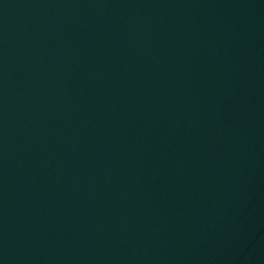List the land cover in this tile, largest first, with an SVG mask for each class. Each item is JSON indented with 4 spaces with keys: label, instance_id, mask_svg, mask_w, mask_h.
<instances>
[{
    "label": "water",
    "instance_id": "1",
    "mask_svg": "<svg viewBox=\"0 0 264 264\" xmlns=\"http://www.w3.org/2000/svg\"><path fill=\"white\" fill-rule=\"evenodd\" d=\"M0 264H264V0H0Z\"/></svg>",
    "mask_w": 264,
    "mask_h": 264
}]
</instances>
